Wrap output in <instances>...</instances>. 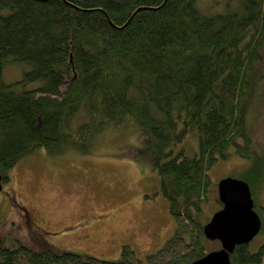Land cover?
<instances>
[{"label": "trees", "instance_id": "16d2710c", "mask_svg": "<svg viewBox=\"0 0 264 264\" xmlns=\"http://www.w3.org/2000/svg\"><path fill=\"white\" fill-rule=\"evenodd\" d=\"M12 64L26 71L4 81ZM263 100L264 0H0L2 182L37 148L90 154L101 138L134 128L175 221L141 259L127 245L119 260H105L0 241V264H188L204 256L212 167L245 160L234 177L251 195L263 185L264 143L260 153L253 127ZM229 257L259 264L264 246L236 244Z\"/></svg>", "mask_w": 264, "mask_h": 264}, {"label": "rangeland", "instance_id": "374dc122", "mask_svg": "<svg viewBox=\"0 0 264 264\" xmlns=\"http://www.w3.org/2000/svg\"><path fill=\"white\" fill-rule=\"evenodd\" d=\"M26 68L8 65L3 80L16 81ZM261 112L252 124L260 153L264 107ZM129 129L101 138L90 154H48L40 147L19 159L0 190V241L10 248L24 244L36 251L50 248L105 260H119L122 245L131 247L139 259L159 249L172 235L175 221L159 191L158 176L143 152L139 154L136 129ZM246 165L233 157L209 173L216 182L238 176ZM216 197L214 186L202 222L221 208ZM252 200L262 224L248 243L255 250L264 243V182ZM207 248L215 250L219 242L208 241Z\"/></svg>", "mask_w": 264, "mask_h": 264}, {"label": "water", "instance_id": "95a60500", "mask_svg": "<svg viewBox=\"0 0 264 264\" xmlns=\"http://www.w3.org/2000/svg\"><path fill=\"white\" fill-rule=\"evenodd\" d=\"M0 173V190L2 188ZM217 194L221 208L214 211L204 223V235L210 241L217 240L219 248L188 264H231L229 253L236 244H247L261 228L258 213L253 210L249 186L237 177L225 176L217 181Z\"/></svg>", "mask_w": 264, "mask_h": 264}, {"label": "flooded vegetation", "instance_id": "af4514ba", "mask_svg": "<svg viewBox=\"0 0 264 264\" xmlns=\"http://www.w3.org/2000/svg\"><path fill=\"white\" fill-rule=\"evenodd\" d=\"M251 198H252V195H251ZM252 203H253V200H252ZM253 210H254V203H253ZM246 245H249L248 243ZM262 246H264V243H261L258 245V247L255 249V250H252V251H258L259 248H261Z\"/></svg>", "mask_w": 264, "mask_h": 264}]
</instances>
